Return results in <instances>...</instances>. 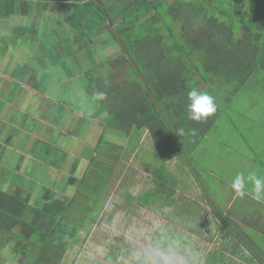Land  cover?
I'll use <instances>...</instances> for the list:
<instances>
[{
    "label": "crops",
    "instance_id": "1",
    "mask_svg": "<svg viewBox=\"0 0 264 264\" xmlns=\"http://www.w3.org/2000/svg\"><path fill=\"white\" fill-rule=\"evenodd\" d=\"M32 3L29 13L0 15V191L34 201L71 199L76 194V199H85L87 190L79 183L82 184L84 176L88 179L92 174L91 163L96 159L101 162L109 159L116 168L115 156L121 148L118 141L121 138L122 144L127 145L132 139L129 133L106 127L103 122L107 114L101 82L109 81L117 64L112 60L119 55L118 45L115 36L111 37V30L110 36L102 37L95 30L88 40L91 45L82 50L85 46L80 34L69 27L64 15L70 1L64 4L58 0H33ZM38 9L42 13L39 17L36 16ZM60 41L69 42L66 53ZM108 44L114 51L104 54L103 58L98 56L96 51ZM97 72L104 73L103 79L92 84L93 73ZM249 93L258 99L253 98L241 108L244 110L248 105L247 110L238 112L245 131L239 133L242 139L237 151L231 150L233 154L220 166L223 157H216L215 172L207 171L208 187L200 186L210 207L195 188L199 181L189 163L178 171V180L182 183L167 184L169 190L150 197L147 194L155 184L151 176L152 185L140 193L143 202L139 203L138 214L127 215L125 209L119 208L122 203L114 207L103 204L111 209L105 214L108 218L104 222L110 223L116 211H123L125 222L121 228L125 237H129L132 247L141 246L127 251L136 258L130 264H164V256L169 257V264H177L179 258L184 264H264V199L254 197L251 182L247 183L244 196L237 195L231 187L232 180L241 172L246 177L254 173L264 178V71L254 72L234 95ZM141 140L144 141V137ZM144 161L147 163L145 155L140 165ZM6 168L14 174L7 177ZM220 174L224 177L222 181L214 182ZM95 176L94 172L90 179ZM13 177L17 181H10ZM100 180L105 186L96 199L104 201L112 193L106 188L111 182H106V178ZM213 183L226 186L222 188ZM187 186L191 189L189 193L185 191ZM211 195L222 201V211ZM125 198L133 204L130 197L125 195ZM182 215H199V221L196 225L179 222ZM103 216L98 213L92 225L97 220L103 221ZM138 216L143 223L141 233L145 238L142 240L128 233L132 228L131 217ZM17 229L12 228L11 233L0 230V264L30 261L25 255L30 248L29 241L16 236ZM92 229L90 224L80 229L79 232L87 234L78 239L77 246ZM172 229L187 234L190 240L180 246L177 241L172 244L173 232L169 238L166 236ZM234 229L239 237L230 233ZM20 243L26 245L25 249L16 252Z\"/></svg>",
    "mask_w": 264,
    "mask_h": 264
},
{
    "label": "trees",
    "instance_id": "2",
    "mask_svg": "<svg viewBox=\"0 0 264 264\" xmlns=\"http://www.w3.org/2000/svg\"><path fill=\"white\" fill-rule=\"evenodd\" d=\"M32 1L0 0V15L14 13L16 3L19 12L29 13L33 8ZM58 1L64 4L71 2L74 11L67 17L72 23L84 20L76 16H85L84 10L79 11L77 5L83 0ZM97 1L98 21L105 22V18H109V6L106 2ZM233 1L227 9L213 6L212 0H132L130 3L134 9H141L137 15L150 17L149 35L161 36L160 49L155 44L146 53L135 51V59L129 55L135 62L134 65L129 64L134 79L114 85L101 82L107 114L104 124L127 133L135 130L148 132L162 161L151 174L155 184L147 194L150 197L165 192L167 184L158 174L161 164L177 156L187 165V159L191 163L186 146L188 149L194 147L219 118L222 94L229 89L234 95L254 72L264 71V0H256L249 13L246 12V0ZM160 9H166L173 18L171 23L165 24L163 31L157 27L163 16ZM246 14L250 17L242 19ZM200 30L206 31L207 35L201 37ZM77 33L82 36L86 32ZM121 40L123 44L118 39L117 42L128 52L124 47L125 40ZM138 65H142V71ZM199 81L204 87L198 85ZM193 88L211 95L217 108L214 114L199 122L188 119L186 111L187 93ZM99 177L105 179L102 175ZM90 178L91 175L88 179L84 176L80 184L87 190L85 199L81 200L76 199V194L67 201L54 198L31 206L24 198L0 191V230L11 233L12 228L18 227L16 236L29 241L27 256L30 261L27 260L26 264H59L66 250L77 244V232L83 228L84 223L81 222L85 220H77V212L84 218L92 210L94 214L93 204L103 202L96 197H100L104 183L96 185ZM76 208L79 209L77 212ZM95 215L97 218L98 213ZM230 233L239 237L235 229Z\"/></svg>",
    "mask_w": 264,
    "mask_h": 264
},
{
    "label": "rangeland",
    "instance_id": "3",
    "mask_svg": "<svg viewBox=\"0 0 264 264\" xmlns=\"http://www.w3.org/2000/svg\"><path fill=\"white\" fill-rule=\"evenodd\" d=\"M89 1L91 2V6L89 5ZM103 2H106L107 5L110 4V1L107 2V0H101ZM114 1V0H111ZM117 1V0H116ZM132 2V0H126L128 2V7H125V4H122V7L126 9H121L120 7H113L114 10H109V18H105V22L101 21V19L98 21V1L97 0H83L81 2H77L79 8V11H83L85 13V16L76 15L79 18H84V20L80 19L81 23L77 20L76 23H72L69 16L72 12V6L71 4L68 5L67 11L64 14L65 17L68 19V25L69 27L74 30L75 32H86L82 34L81 39L84 42V46L82 48H88L91 44L88 41L92 35H94L97 32V35L99 37H102L103 35H108L110 30H113L115 37H119L121 43L123 44L122 40H125V45L127 47L128 52L125 48L122 47L118 52V57H116L115 61L112 60V63H117L112 69V72L109 76L110 85L117 84L121 81H127L128 79H134L133 77V71L131 68H129V64L127 62L123 63V59H128L129 55L135 59L136 58V52L138 53H146L148 49L151 51V48L155 46L159 50L160 49V37L158 34H150V30L148 29V18H146L145 15L138 14L137 11L140 12L141 9H134L132 7V4L129 2ZM171 1V0H170ZM174 1V0H173ZM209 1V0H204ZM230 2H234L233 0H212L213 6L217 7H225L226 9L229 8ZM246 12H251L256 4V0H246ZM84 7V9L82 8ZM102 9V7H101ZM122 10V11H121ZM162 10V20L160 23V29L163 31L164 28H166V25L171 23L173 21V18L169 15L168 11ZM19 11V6L16 3V10L15 12ZM74 11V10H73ZM37 15L41 16V9L36 10ZM141 13V12H140ZM49 16V13L48 15ZM118 17V19H115V17ZM246 16V17H245ZM245 16H242L241 18L245 20V18H249L250 14H246ZM109 19L111 21V25L109 24ZM100 22H102L100 24ZM165 22V23H164ZM106 24H109V26H105ZM166 24V25H165ZM93 28L96 29V32L91 31ZM89 30V31H88ZM99 31V32H98ZM74 32V33H75ZM199 32H204L203 30H200ZM198 32V33H199ZM118 33V35L116 34ZM161 33V32H160ZM113 35L111 37L113 38ZM110 36V34L108 35ZM138 36V38H137ZM140 36H143L142 39H139ZM154 37V38H153ZM111 39V38H110ZM139 39V40H137ZM117 41V38H116ZM138 41V42H137ZM69 42L67 41H60V44L64 46L65 53L67 52V44ZM71 43V42H70ZM120 43V44H121ZM42 46L44 45L43 42L40 43ZM79 43H77L78 45ZM113 44V43H111ZM114 45V44H113ZM118 45V44H117ZM139 48L140 50H135ZM114 49L111 47V45H107V47L101 48L100 51H96L98 56L104 57V54L108 52H113ZM136 51V52H135ZM82 52V51H80ZM101 52V55H100ZM134 54V55H133ZM133 62V59H132ZM135 63V62H134ZM133 63V65H134ZM140 64V62L138 63ZM139 68L142 71V65ZM106 67H109V64L106 65ZM134 68V67H133ZM114 70V71H113ZM104 73H93L92 76V84H96L97 82L102 80ZM198 85L200 87H204L203 83L199 81ZM96 87V86H95ZM230 90L222 94L221 98L219 99L220 102V108L222 111L220 112L219 118L216 120L214 125L207 131V133L204 135V137L201 138V140L192 148L188 149L186 146V151L189 156V159L191 160V165H193L195 172L199 175L200 182L202 180L203 184L202 186L208 187V176L209 173L207 172L209 169L214 170V165L218 162V159L216 157H223L220 160L219 166L223 160H225L227 157L232 155L231 150L237 151L238 144L242 139V136H239V133L245 131V127L243 123V119L240 118L238 115V112L245 111L249 108L247 105L244 110H242V106L246 104L247 102H250V100H253V98L258 99L251 95L250 93L242 94L241 96H235L230 94ZM248 93V91H246ZM222 93V92H221ZM261 98V96H258ZM229 100V101H228ZM104 122V121H103ZM238 126L239 128H236ZM132 137V139L128 142L127 145H123V141L120 138V142L118 141V145L121 144V148L117 150V155L115 156V164L111 160H105L103 159L102 162L99 159L94 160L91 163L90 166V172L94 174L96 173L97 176L93 178V183H96L97 185H100V175H103V177L106 178V182L109 183V186H106L108 192H112L109 197H107L106 200L101 203H95L93 204V208H95L94 214L93 210L91 213L87 214V216H84V218H81V215L79 212H77L79 209L76 208L75 212L78 214L77 220L85 219L81 223H84L83 228H88L89 224L92 226L91 233L86 236L84 242L77 246L76 244L71 247L70 249L66 250V253L61 259L60 264H130V262H135L136 258L132 256V253H128L127 251L130 249L138 250L141 246L137 245L135 247H132V244L130 243L129 237H125L124 232L122 231V226H124L125 222V215L124 212L121 210H118L114 213L113 217L110 220V223L104 222L105 218H108V216H105V214L108 215V213L111 212V209L105 208L103 204H105L108 207H114L116 204L122 203L119 208L125 209V212L127 215L130 214H138L139 213V203L143 202V198L140 195V193L146 189H148L153 181L151 178L150 173L153 175L154 168H157L160 164L161 158L158 154L157 150L153 146L152 140L149 137L148 132L144 130L143 132H137L132 131V133H129ZM143 134V135H142ZM126 135V134H125ZM248 135H246L245 139H247ZM144 137V141L141 139ZM104 138V136H103ZM231 153V154H230ZM112 154V153H111ZM135 154V155H132ZM212 154L213 156H210ZM145 155V158L147 159V163L144 161L142 162V165H140L139 161L141 158ZM185 157V155H184ZM186 159V157H185ZM187 161V160H186ZM188 162V161H187ZM190 162V161H189ZM185 161L180 156L174 157L170 160H168L165 164H161L159 166L158 174L160 177L165 181V184H171L175 185L178 183V171L183 169L185 167ZM96 168V166H99ZM183 165V166H182ZM93 166V168H92ZM143 166V167H142ZM144 168V169H143ZM146 169V170H145ZM188 169V167H187ZM149 171V173L147 172ZM224 170H232V169H224ZM185 171V170H184ZM215 172V170H214ZM91 174V176H93ZM180 176H182V172L180 173ZM187 176V175H186ZM189 178V177H188ZM224 177L220 174L219 178L216 179L214 182H221ZM112 181H115V183H112ZM182 183V180L179 181ZM195 184V188H197L199 192V196L203 200L207 202V207H210V202L206 198V194L201 191V183ZM213 185L220 186L224 188L226 185H222L219 183H213ZM1 187V185H0ZM192 188V187H191ZM211 188V186L209 187ZM206 189V188H204ZM208 189V188H207ZM211 193L210 189H208ZM212 189V188H211ZM165 190H169L165 186ZM196 190V191H197ZM127 191V193H125ZM186 192H190L191 189L189 186L185 188ZM139 194V195H137ZM130 197V199L133 201V204L130 203L126 198ZM134 198H132L131 196ZM150 196V195H149ZM212 200L215 202V204L220 208L222 211V201L216 197V195H211ZM214 198V199H213ZM128 205H131L128 206ZM103 206V207H102ZM126 206V207H125ZM102 207V209H101ZM75 209V208H73ZM97 213H103V218L101 220H97L96 224L92 225L94 220L96 219ZM132 221L130 229L129 236L134 237V239H141L145 238L141 232L143 230L141 229V226L143 225L141 221V217H131ZM146 219V218H145ZM199 221V215H182L181 219H179V222L182 223H189L196 225ZM79 224V223H78ZM142 224V225H141ZM80 226V224H79ZM80 228V229H83ZM80 231V230H79ZM77 232V237L79 236L82 239L87 232ZM171 232H173L170 240L171 243L174 244L176 241L180 243H185L187 240H190V237L187 234L179 233L178 231H175L174 229L170 230L169 233L166 234L167 238H169ZM147 234L152 235L151 232H148ZM177 236L178 238L176 239ZM176 239V240H175ZM1 241V240H0ZM25 241V240H24ZM110 253H112L110 255ZM197 258L199 257V254L196 253Z\"/></svg>",
    "mask_w": 264,
    "mask_h": 264
},
{
    "label": "clouds",
    "instance_id": "4",
    "mask_svg": "<svg viewBox=\"0 0 264 264\" xmlns=\"http://www.w3.org/2000/svg\"><path fill=\"white\" fill-rule=\"evenodd\" d=\"M188 103L186 111L188 119L192 121H202L214 114L217 110L214 98L207 92L198 91L193 88L187 93ZM251 182V193L257 200L264 199V178L257 177L254 173H249L247 177L244 173H238L232 180L231 187L239 196L245 195L247 183ZM164 264H169V257L164 256ZM177 264H184L179 258Z\"/></svg>",
    "mask_w": 264,
    "mask_h": 264
},
{
    "label": "flooded vegetation",
    "instance_id": "5",
    "mask_svg": "<svg viewBox=\"0 0 264 264\" xmlns=\"http://www.w3.org/2000/svg\"><path fill=\"white\" fill-rule=\"evenodd\" d=\"M160 1V0H159ZM195 2H201L202 0H194ZM126 3V4H125ZM128 2H126V0H114V1H111L110 2V4L108 5L109 7V10L110 9H112L113 7H120L122 10H123V8L124 7H122V4L124 5L125 4V7H128V4H127ZM129 3H131V1L129 2ZM206 3V2H205ZM112 10H114V9H112ZM115 19H118V17L116 16L115 17ZM112 31V33L114 32L113 30H111ZM114 34V33H113ZM117 35H118V33H116ZM200 35H203V36H201V37H204L205 35H207V33H206V31H204V32H201L200 33ZM115 35H113V37H114ZM119 36V35H118ZM120 39L119 37H115V39ZM120 41V40H119ZM117 42V41H116ZM117 44H118V51L120 50V48H121V46H120V44L117 42ZM122 45V44H121ZM126 62H128L129 64L131 63L132 65H133V62H132V59H131V57L129 56V58L128 59H126ZM132 66L131 65H129V68H131ZM9 130V129H8ZM119 132H121V133H124V131H119ZM119 150V149H118ZM4 170H6L7 171V173H6V175H7V177H9V174H14L13 173V171L12 170H10L9 168H6V169H4ZM63 170V169H62ZM5 175V176H6ZM13 179V181H17V178L16 177H13V178H11L10 179V181ZM79 184H81V183H79ZM48 190V189H47ZM4 192V191H3ZM9 194V193H8ZM11 194V193H10ZM11 195H14V196H19L18 194H11ZM19 197H21V196H19ZM22 199L24 198V199H26V201H27V203L29 204V205H31V206H38V205H40V204H42L44 201H34V200H29L28 198H25V197H21ZM65 201H67L68 199H64ZM25 244L24 243H20V247H18V248H15V251L17 252V251H24V249H25ZM25 254V253H24ZM26 256H27V253L25 254ZM25 263H26V261H25Z\"/></svg>",
    "mask_w": 264,
    "mask_h": 264
},
{
    "label": "water",
    "instance_id": "6",
    "mask_svg": "<svg viewBox=\"0 0 264 264\" xmlns=\"http://www.w3.org/2000/svg\"><path fill=\"white\" fill-rule=\"evenodd\" d=\"M141 79H143V78L141 77ZM143 83L145 84L144 79H143ZM168 127H169V129H170V126H169V125H168ZM184 155H185V157H187L186 154H184ZM187 161H188V163H189L190 169H191V171L193 172L195 178L200 182V178H199L198 174L195 172L193 166L190 164V162H189L188 159H187ZM200 183H201V182H200ZM201 185H202V183H201ZM202 187H203V186H202ZM237 234L240 236V234H239L238 232H237Z\"/></svg>",
    "mask_w": 264,
    "mask_h": 264
}]
</instances>
